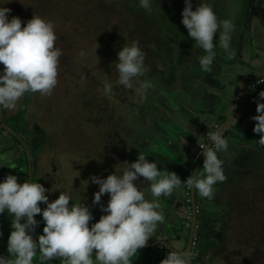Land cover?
Here are the masks:
<instances>
[{
	"label": "clouds",
	"instance_id": "obj_1",
	"mask_svg": "<svg viewBox=\"0 0 264 264\" xmlns=\"http://www.w3.org/2000/svg\"><path fill=\"white\" fill-rule=\"evenodd\" d=\"M11 0H6V3ZM182 24L196 47L205 53L198 62L208 71L215 58L214 39L219 32V47L234 56L231 51L234 25L229 20H218L212 7L202 3L193 10L192 0H184ZM5 4V3H4ZM0 4V64L4 66L0 74V107L15 110L26 94L39 93L50 96L58 84V68L62 52L55 47L57 36L54 25L40 16H35L22 26V20L13 16L10 8ZM140 7L151 11V0H140ZM99 47L97 44L96 49ZM84 52L80 53L83 57ZM145 53L138 41L124 45L118 52L116 86L133 90L145 97L148 89L154 87L150 80H141L150 71L145 66ZM162 70V66H159ZM114 85L104 84V94L111 95ZM264 100V91L259 93ZM257 115L253 132L259 134L258 143L264 146V103L257 101ZM209 144L201 147L203 172L197 170L186 180L172 171H161L155 162H150L139 152L136 161H124L121 174H110L106 178L91 176L92 183L99 185L94 193L93 204H100L102 215L98 222L93 219L89 207L81 203H71V195L60 191L54 201L49 202L46 189L38 182L18 183L15 175H7L0 183V214L12 216V231L8 238V256H0V264H33L39 252V264L59 259L61 264H132L138 250L147 246L159 223L164 221L159 203L160 197H170L174 189L185 183L189 189L199 192L201 197L212 199L213 186L225 182L224 161L218 153L227 151L229 145L221 130L208 134ZM141 177L148 182L153 199L145 198L142 188L134 181ZM108 194L107 206L101 204V197ZM46 205L43 210L39 206ZM41 214L45 226L38 242L32 233ZM2 235V233H0ZM171 250L160 264H191L190 251Z\"/></svg>",
	"mask_w": 264,
	"mask_h": 264
},
{
	"label": "rangeland",
	"instance_id": "obj_2",
	"mask_svg": "<svg viewBox=\"0 0 264 264\" xmlns=\"http://www.w3.org/2000/svg\"><path fill=\"white\" fill-rule=\"evenodd\" d=\"M98 1L100 0H11V2L6 3V0H0V4H3L2 6L11 9V12L8 13L9 20L13 16H18L22 20V26H26L27 21L33 15L40 16L46 21H51L57 36L55 47L61 50L63 56L68 51L69 57L67 56V60H64V58L60 60L58 84L52 94L45 96V99H48L53 104L50 121L56 131H59V134L62 133L64 136L63 141L67 143V147H74L71 150L78 156L79 164H82V167L80 166L82 173L80 176L82 180L86 181L84 184L79 183L77 185L79 173L73 172L72 167L75 165V159L72 160L71 158L67 161V165L71 169L65 181L67 183H64L65 185H62V187H53V189L69 192L71 197L78 192L80 202L79 200H72L71 203H81L85 198L90 197L87 200L93 204L94 193L99 190V185L92 183L90 177L95 175L100 178H106L115 172L119 175L121 172L120 168L127 157L136 155L135 152L138 151L136 147L137 141L146 136V140L143 139V141L153 140V137L147 134V132L149 133L150 122L156 125L155 129L160 128L164 132L171 133L172 127L163 119V113L167 112L169 107H179L176 99H180V96L176 95L175 91H171L169 89L170 86H168L172 80V75L164 74L165 72L163 71L157 75H153L149 71L144 77L140 78L141 80H150L154 85V87L147 90L146 96L143 98L138 96L134 89L128 90L123 86L115 85V81L118 79L116 62H118V52L122 48L118 50L116 48V52H112L109 49L106 53L102 52L106 48L99 46L96 49L98 43H95L89 37L83 36V27L75 21L83 7L89 5L97 8ZM104 1L121 2L122 0ZM202 3L209 4L213 11L216 8L217 11L220 9L225 14L229 0H203ZM93 12L96 14L98 11L94 9ZM245 35L248 36L247 33ZM252 37L243 36V39L239 40V57L237 55L238 59L235 60L236 62L232 64V67L222 63L223 71H227V73H223L222 78L230 84L232 83L233 88L237 83V78L235 77L237 70L243 69L248 70L251 74H259L264 69V48H261L256 43L257 41L252 45L250 42L253 39ZM191 49H193L192 52ZM194 49H198L195 41L192 42V46L178 45L170 63L176 64L178 55L180 56L181 52L186 54L184 61L191 60V55L198 53ZM187 51L189 52L188 55ZM81 52L85 53L83 57L80 56ZM257 62L260 65H256ZM3 68L4 66L0 64V71H3ZM240 81H238V86ZM106 82L114 85L111 95L104 94V84ZM261 87L264 88V85L252 87L249 80L246 81L242 103L244 104L245 97L249 92L255 93ZM37 95L39 96L37 98L38 101L41 102L44 97L39 93ZM77 95L80 100V126L75 124L78 117L76 118L71 113L72 104ZM137 118L139 119L137 120ZM247 120L255 124L252 118L247 117ZM237 122L238 120H235L233 125H236ZM171 124L174 125L173 123ZM202 125L204 126V131L198 134L194 142L189 141L185 136L182 137L183 141L192 150L198 148L200 143L203 142L204 137L207 135L206 131L212 132L214 130L210 123H203ZM119 130L120 138L115 139L109 136L111 133L114 135L113 137L117 136ZM247 134H249V131L246 132L245 136ZM109 139L111 143H114L113 147L105 149V146H110L107 143ZM157 140L161 143L160 138H157ZM230 141H233V145L236 143L233 139ZM256 141L257 139H254L253 142L256 143ZM257 143L251 148V157L248 161L251 171L248 175L239 174L236 177L238 184L237 187L235 185L237 189L233 193L234 197L231 198V204L237 202V205L234 206L236 209L232 216L229 217V221H231L227 224L223 237L221 236L222 245L214 252L207 254L209 258L207 261H203L204 264H264V148L262 149L261 145ZM156 147H158L157 150H161L159 145ZM112 149L117 156V159H113V161L111 160L112 156L108 152ZM110 161H112L111 167L113 170L109 168ZM44 162L46 161L42 158L41 164H44ZM188 167H190V164H187L185 170ZM5 172L0 170V183L3 182L1 179L7 176ZM200 172H203V166ZM15 173L18 172L14 171ZM225 176L228 182L233 175L226 174ZM244 180L246 182L242 185L241 183ZM179 187L182 186L180 185ZM55 195L58 197L60 191H56ZM109 199V195L105 194L104 197H101V203L105 204L104 200L109 201ZM0 216L4 217V214H0ZM38 222L37 239L39 235L43 234L45 226V223L40 224V221ZM11 231L12 228L1 219L0 256L9 255L7 244ZM184 233L185 230L183 229ZM186 233L189 236V229L186 230ZM166 239L176 248H183L186 245L185 240H173L168 236ZM207 244V241L201 239L198 247L191 252L189 257L191 264H196L203 259L200 254L203 253V249H205ZM165 254L167 255V252L165 253L159 248L150 247L139 249L137 255L142 259L151 255L158 259ZM38 256L39 252H37V257L34 258L33 264H39ZM46 264L61 263L59 259H54L47 261Z\"/></svg>",
	"mask_w": 264,
	"mask_h": 264
},
{
	"label": "flooded vegetation",
	"instance_id": "obj_3",
	"mask_svg": "<svg viewBox=\"0 0 264 264\" xmlns=\"http://www.w3.org/2000/svg\"><path fill=\"white\" fill-rule=\"evenodd\" d=\"M226 9L227 10L225 14L224 12H221L220 15L218 16L219 17L223 16L225 17V19L228 17L230 22L233 21L235 22L236 31L233 32L232 34L231 46L238 45L239 40L241 38L243 39V36L247 38L253 36L252 41H250L251 44L257 41L256 43H258L259 46L264 48V42L261 41L263 35L262 31L264 30V0H229ZM246 33L248 34V36L245 35ZM214 45H215L214 48L215 51L217 46L219 47V32L216 34V37L214 39ZM192 51L193 49L191 50V52ZM215 56L218 57L217 51H215ZM2 73L3 71H0V74ZM251 81L252 80H249V82ZM37 94L38 93L26 94L25 97L18 102L17 108L15 110H7L0 107V170L4 172L6 171L5 172L6 175H10V174L15 175L17 177L18 183L29 181V182H38L42 184L46 189H48V191L45 194L49 197V202H51L59 197L55 195V192L61 191V189H55V188L53 189V187L55 186L62 187V185H65L64 183L71 170L70 166L67 165V161H69V159L71 158L72 160L75 159L74 160L75 165H73L72 170L74 173L77 174L79 172V161L77 158L78 156H76L75 152L71 150V148L74 147L72 146L67 147V143L63 141L64 136L62 135V133L59 134V131H56L52 122L50 121L51 118L50 113L53 104L50 103L48 99H45V96H43L44 97L43 100L39 102L37 99L39 96ZM76 97L77 98L74 99L72 104L71 113H73L76 116V118L78 117V119H76L75 124L76 125L78 124L80 126V100L78 95ZM260 102L264 103V100H261ZM256 107L257 104H255V106L250 105L246 107L248 111L247 117L252 118L255 115H257ZM166 122L169 123L168 125H172L171 123H173L172 120H166ZM249 123H250V127L249 129L246 130V132L249 131V133H253L255 138H253V140L250 142L248 148L244 147V153L246 155H249V159H250L251 148H253L254 145H256V143L260 139V136L259 134L253 132V128L255 124L251 121H249ZM151 124L152 123L150 122V125ZM152 126L155 127L156 125L152 124ZM215 127L216 126H214L213 128L215 129ZM153 128L149 129L150 137H152L151 134L154 133ZM206 132L207 135L206 137H204L203 142L200 143L198 148L192 150L190 146L187 145L188 151L185 152V154L183 153L184 155L180 160L178 159L179 166L177 168V172L179 171L178 175L184 174L183 175L184 180H186L191 173L195 172V168L203 156L200 152L199 156L196 158V155L200 150L201 145L203 146L208 145L209 142L208 134L211 132L209 131ZM176 134H179L182 137L184 136L182 130L180 131L177 130ZM109 136L115 139H117L118 137L120 138V130H119V134L117 133V136L113 137L114 135L112 133L109 134ZM247 136L248 134L243 138H241L240 140L236 138L237 139L236 143L239 142L245 143V137ZM187 139L189 141L194 142L196 138H187ZM254 139H257L256 143L253 142ZM107 143L110 146L107 147L105 146V149H109L110 147L111 148L113 147L114 143H111L110 139L107 140ZM236 143L234 145H236ZM260 147L262 149L264 148V146H260ZM117 150L120 151V149L118 148ZM108 152L112 156V159H117L116 158L117 156L115 155L113 149ZM226 152L227 151L218 153L219 158L223 160V156H224L223 153ZM235 152L237 153L238 151L236 150ZM243 157L236 156L237 159L240 158L242 159ZM42 158L43 160L46 161L44 162V164H41ZM248 161L246 163L244 162V160L243 162H240L241 164L244 165L242 166L244 167V169L243 168L240 169L235 165L234 166L232 165L231 167H227L225 165L226 167H224V174L225 175L232 174L233 176L230 178V181L228 182L225 181L223 183L217 182L213 186L214 196L212 199L201 197L199 192L195 190L197 220H196V227L193 231L190 253L193 251L194 248L196 249L198 247L201 239L208 242L205 249H203V253L200 254L203 256L202 257L203 259L200 262L198 261L196 264H204L203 261H207V259L209 258L207 254L214 252L217 248H219L222 245L221 238L224 235L223 233H225L227 224L231 221V220L229 221V217L232 216L234 210L236 209L234 206L237 205V202L231 204L232 202L231 198L234 197L233 193L237 189L236 187L238 184L236 177L239 174L248 175V173L251 171V167ZM187 164H190V167H188V169L185 172V167L187 166ZM202 166H203V160L201 162L199 171ZM76 170H78V172H76ZM14 171L18 173L14 174ZM5 178L6 177H3L1 180L4 181ZM245 182L246 181L244 180L241 184L244 185ZM181 186L184 193L182 196V203L180 204V206H177L176 211L178 212H176V214L183 215V219H185V221L182 223V227L181 224H178V226L174 229L176 233H174V230L172 232L176 237V238L174 237V239L181 241L185 240L186 245L183 248L178 249L171 244L178 251H184L187 249L191 237L192 219H193L192 189H189L186 186V184L183 182L181 183ZM77 196L78 195L74 197L72 196L71 201L80 200L78 199L79 196L78 197ZM83 203L86 205L89 204L87 199L84 200ZM210 203L212 204L213 207L210 206ZM39 206L41 207L42 210L46 208V205L43 203H41ZM3 214L4 217L0 216V220L2 219L4 223H6L8 226H10V228H12L11 227L12 216H10L7 213V211H5V213ZM35 219L37 221H40V224L44 223L41 214L36 215ZM91 222L93 223L94 219L90 221V224ZM183 229L185 230L184 234H183ZM187 229H189L190 231L189 236L186 235ZM35 236H36V232H35ZM157 239H163L169 243L167 239L162 237L150 240L148 243H152ZM152 247L159 248L161 251H165V253L166 252L168 253L170 251L163 244L160 243ZM137 257L139 256L137 255ZM149 258L150 257H146L144 259L148 260Z\"/></svg>",
	"mask_w": 264,
	"mask_h": 264
},
{
	"label": "crops",
	"instance_id": "obj_4",
	"mask_svg": "<svg viewBox=\"0 0 264 264\" xmlns=\"http://www.w3.org/2000/svg\"><path fill=\"white\" fill-rule=\"evenodd\" d=\"M217 18L218 20H229L228 17L225 19V17L223 16L221 17L218 16ZM231 23H233L234 25L233 32H235L236 31L235 22L233 21ZM262 34L263 35L261 41L264 42V30L262 31ZM239 44L240 42H238V45L231 46V51L235 53L234 56H230L228 52L217 46L215 51L218 52V57L215 56L213 64L211 65L208 71H204L202 69L197 59L199 56H202L205 53L203 52L202 49L198 47H197L198 49H194V51L195 52L197 51L198 53H196V55L192 54L191 60L188 59L184 61L182 65L178 66L175 73L176 75L175 81L172 82L170 85H168L170 86L169 89H171V91H175L176 92L175 94L180 96V99L179 98L176 99V103L179 105V107L173 106L172 108L167 110V112L163 113L164 120L173 121L174 125H169L170 127H172L171 128L172 132L167 133L162 131L160 128H159L160 130L158 128L155 129V127L152 126L151 124L149 126L150 127L149 129L154 127L153 128L154 133L151 134L153 140L152 141L149 140L150 142L143 141V139L147 138L146 136L145 138L142 137L141 140L137 141L136 147L138 151L135 152L136 154L135 156L127 157L126 159L127 162L132 163L136 161L140 152L143 153L150 162H155L159 170L172 171L178 175L179 172V171L177 172V168L179 166L178 163L179 160L185 154V152L188 151L187 148L188 144L183 141L182 136L176 134L177 130L178 131L182 130L186 138H197L198 134H200L199 129L200 127L203 126L202 124L204 122L210 123L211 125H217V124L219 125L220 123H222L220 122V120H222L223 118L227 119L232 113L234 100L236 98L237 95L236 93L239 88L238 81H240L245 75H256L249 73L248 70H243V69L237 70L235 73V77L237 78V83L234 88L233 85H231L232 83L230 84L227 80L222 78L223 73L225 72L227 73V71H223L224 69L222 63L223 64L225 63L232 67V64H234L236 62L235 60L238 59L239 57V51H238ZM256 65H260V64H258L257 62ZM232 73L234 74V72ZM230 76L232 77V75ZM261 91H264L263 87H261L255 93L249 92L245 97L244 104L242 103V98H243L242 96L240 103V111L236 117V120L243 119L248 114L246 108L247 106L250 105L255 106L258 100L259 102L261 101V99L259 98V93ZM138 119L139 118H137V120ZM147 134L150 135L148 132ZM157 138L161 139L160 140L161 143L158 142ZM252 138H255V136L253 135V133H249L248 136L245 137V143L239 142L236 143V145H233V141H228L229 147L227 149V152L223 153L224 167L226 166L231 167L232 165L233 166L235 165L240 169L242 168L244 169V167H242L244 165L241 164L240 162H243L244 160V162L246 163L249 160V155H246L244 153V147L248 148L250 142L252 141ZM233 140L234 142L237 141V139H233ZM158 145L161 147V150L160 149L157 150L158 147L156 146ZM236 150L238 151L237 153L235 152ZM236 156H242V157L244 156V157L242 159L241 158L237 159ZM111 160L113 161V159ZM112 161L109 162V168L113 170V168L111 167ZM81 165L82 164L80 163L79 172H78L79 174L77 176L78 181L76 180L77 185L79 183L84 184L86 182L85 180H82L80 176L82 174L80 168ZM123 168H124V164H122V167L120 168L121 170L120 174L122 173ZM183 175H178L182 181L184 180ZM66 183L67 182H65V184ZM134 183L137 185V187L142 188L141 190L144 191L145 198L147 200L151 201L153 199L151 192L148 189L149 184L144 180L143 177H141L137 181H134ZM183 193L184 191L182 187H178L174 189L170 197L162 196L159 198L161 210L163 211V215H164V221L158 224L157 231L153 233L152 238H150L151 240L159 237L166 239L167 236L175 240L174 233L176 232L174 229L178 226V224H181L182 227V223L185 221V219H183V215L176 214V212H178L176 211L177 206H180V204L182 203ZM76 195L79 196V193L78 192L74 193L73 197ZM102 197H104V195ZM88 198H85V200ZM78 199H80V196L78 197ZM104 201L105 204L102 203L101 204L104 207H106L108 201L106 200ZM211 203L210 206H212ZM84 205L89 207V210L91 211L94 219L93 223L98 222L102 215L107 214L101 211L100 204L89 203L88 205L86 204ZM93 223L91 222V224ZM91 224L89 226H91ZM173 230L174 233L172 232ZM164 258H166V255L158 259H155L154 256L152 255L148 260L139 258L137 256L132 257L131 259L133 260L132 264H160V261L163 260Z\"/></svg>",
	"mask_w": 264,
	"mask_h": 264
},
{
	"label": "trees",
	"instance_id": "obj_5",
	"mask_svg": "<svg viewBox=\"0 0 264 264\" xmlns=\"http://www.w3.org/2000/svg\"><path fill=\"white\" fill-rule=\"evenodd\" d=\"M202 1L192 0L193 10ZM184 7V0H151V11H147L140 7V0H100L97 8L89 5L83 7L75 21L83 27V36L91 38L101 48H106L102 50L103 53L109 49L116 52L124 45L130 46L133 41H138L139 47L146 54L144 63L150 73L157 75L163 71L164 74L172 75L170 85L175 81L176 69L182 65L186 55L181 52L177 63H170L175 49L180 44L192 46L194 41L182 24ZM94 9L98 11L96 14ZM219 11L216 8L214 10L215 14L219 12L217 17L221 13ZM67 56L68 51L64 56L62 53L59 60H67ZM159 66H162V70Z\"/></svg>",
	"mask_w": 264,
	"mask_h": 264
},
{
	"label": "water",
	"instance_id": "obj_6",
	"mask_svg": "<svg viewBox=\"0 0 264 264\" xmlns=\"http://www.w3.org/2000/svg\"><path fill=\"white\" fill-rule=\"evenodd\" d=\"M262 76H264V69L259 74H256V75H245L240 81L231 115L223 123H221L219 125H212L213 127L216 126L214 129V132L217 129L221 130V134H223L222 136L225 139H227V141H230V140L236 139V138L238 140H240L241 138H243V136H245L246 130L249 129L250 123H249V120H247V115L243 119L238 120L236 125H233V123L236 120V117L240 111V103H241V98H242L243 93H244V86H245L246 81H248V80L254 81V80L260 79ZM203 127L204 126L200 127V129H199L200 132L204 131ZM208 144H209V142H208ZM203 158L204 157L202 156L200 162L197 164V166L195 168V172L197 170H199ZM192 198H193L192 231H191V237L189 240V244L187 246V249L184 251H190L191 250L193 231L196 227V220H197L196 214L197 213H196V202H195V190L194 189H192ZM36 230H37V227L35 228V230L32 233H30V235H32L34 241L38 242V240L35 236ZM159 243L163 244L169 250H171L170 246L173 249H175L171 244H169L167 241H165L163 239H157V240L153 241L152 243H148L147 246H145L141 249L150 248V247H152L156 244H159ZM175 250L178 251L177 249H175ZM184 251H178V252H184Z\"/></svg>",
	"mask_w": 264,
	"mask_h": 264
},
{
	"label": "built area",
	"instance_id": "obj_7",
	"mask_svg": "<svg viewBox=\"0 0 264 264\" xmlns=\"http://www.w3.org/2000/svg\"><path fill=\"white\" fill-rule=\"evenodd\" d=\"M250 84L252 85V87H256L257 85H263L264 84V76H262L260 79H257V80H254V81H251ZM203 145H201L202 147ZM201 152V148L200 150L198 151L197 155H196V158L199 156Z\"/></svg>",
	"mask_w": 264,
	"mask_h": 264
}]
</instances>
